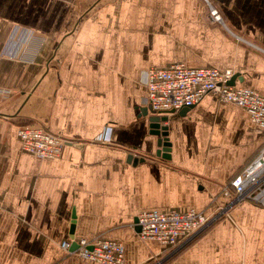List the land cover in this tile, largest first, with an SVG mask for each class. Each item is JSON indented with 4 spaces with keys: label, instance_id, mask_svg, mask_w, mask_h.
Instances as JSON below:
<instances>
[{
    "label": "crops",
    "instance_id": "obj_1",
    "mask_svg": "<svg viewBox=\"0 0 264 264\" xmlns=\"http://www.w3.org/2000/svg\"><path fill=\"white\" fill-rule=\"evenodd\" d=\"M210 3L221 20L204 0H0V264H103L60 245L96 234L145 264L168 246L141 237L140 211L225 206L263 140L247 110L211 91L167 114L164 157L141 109L148 68L174 62L264 94V0ZM31 121L70 140L58 157L23 147ZM176 251L160 264H264V206L232 203Z\"/></svg>",
    "mask_w": 264,
    "mask_h": 264
},
{
    "label": "built area",
    "instance_id": "obj_2",
    "mask_svg": "<svg viewBox=\"0 0 264 264\" xmlns=\"http://www.w3.org/2000/svg\"><path fill=\"white\" fill-rule=\"evenodd\" d=\"M205 1L211 7L213 18L221 20L220 13L210 0ZM15 33L16 30L13 35ZM31 38L32 33L25 31L21 41ZM234 73L232 68L192 66L185 62L151 65L147 70L148 102L157 112L169 114L184 106L195 105L206 93L213 91L222 100L245 108L250 118L264 132V94L250 87L230 84L228 81ZM0 93H5V90L0 89ZM17 134L23 147L40 158L58 157L63 146L70 142L61 133L34 121L19 125ZM221 193L229 197V201L212 212L196 208H152L140 211L137 223L141 226V237L157 240L168 248L176 249L220 217L234 202L248 200L264 206V134L258 152L222 186ZM73 241L78 246L71 250ZM61 246L66 251L103 264H125V246L119 239L96 234L76 240H63Z\"/></svg>",
    "mask_w": 264,
    "mask_h": 264
},
{
    "label": "water",
    "instance_id": "obj_3",
    "mask_svg": "<svg viewBox=\"0 0 264 264\" xmlns=\"http://www.w3.org/2000/svg\"><path fill=\"white\" fill-rule=\"evenodd\" d=\"M238 76V74L234 73V75L229 79V83L230 84H234L235 83V79ZM191 106H184L182 107L180 110H182V112H184L186 109H188ZM143 110L144 114H149V121H150V132L152 134H156L158 135L157 138V144H158V150L157 153L162 154L164 157H170L171 154V141L169 139V130H168V125L167 124H162L163 121H166L168 119V115L167 114H161L159 112H157L150 103H148V105L143 106L141 108ZM129 159H132L133 162H136L139 157L138 156H134L132 153L129 154ZM134 221L136 223V228L140 231L141 226L137 223L138 222V217L135 216ZM75 222L72 223V227H74ZM78 244L76 241H73L72 246H71V250H74L75 248H77Z\"/></svg>",
    "mask_w": 264,
    "mask_h": 264
},
{
    "label": "rangeland",
    "instance_id": "obj_4",
    "mask_svg": "<svg viewBox=\"0 0 264 264\" xmlns=\"http://www.w3.org/2000/svg\"><path fill=\"white\" fill-rule=\"evenodd\" d=\"M204 2L207 4V2L204 0ZM197 234V233H196ZM195 234V235H196ZM190 240V239H189ZM188 240V241H189ZM187 241V242H188ZM62 243V242H61ZM124 244V243H123ZM185 244V243H184ZM183 244V245H184ZM61 245V244H60ZM183 245H181V246H183ZM181 246H179L178 248H168L167 249V251H164L163 252V254H161V255H159V256H156V255H154L147 263H145V264H160L162 261H166L167 259H169L172 255H174L177 251L176 250H178ZM62 247V246H61ZM64 250V249H63ZM173 250V251H172ZM175 250V251H174ZM65 252H67V253H71V252H69V251H66V250H64ZM170 251H172V252H170ZM72 253H75V252H72ZM77 254V253H76ZM125 259V258H124Z\"/></svg>",
    "mask_w": 264,
    "mask_h": 264
}]
</instances>
